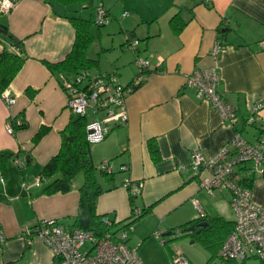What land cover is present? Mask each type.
<instances>
[{"label": "crops", "instance_id": "0c3cea01", "mask_svg": "<svg viewBox=\"0 0 264 264\" xmlns=\"http://www.w3.org/2000/svg\"><path fill=\"white\" fill-rule=\"evenodd\" d=\"M99 4L107 11L108 21L94 47L109 57L101 66L100 57L87 55L97 61L90 67L96 70L94 74H116L120 83L128 84L138 74L136 56L153 54L162 62L159 69L145 72L142 84L126 97L127 123L90 145L94 166L101 169L107 161L109 172L102 170L111 175L109 181L99 180L103 188H111L97 197L96 212L119 228L133 207L142 211L126 241L136 248L142 264H170L173 249H180L190 264H208L217 258V247L206 248L191 235L176 238L171 232L214 218L233 225L231 192L222 189L212 196L206 194L199 178L207 172L197 174L190 155L198 149L207 158L213 157L235 133L249 142L259 136L256 127L245 126L244 117L249 106L264 101V47L260 45L264 0H93L79 7L95 11ZM74 5L79 3L16 0L9 12L0 14V26L22 41L27 55L6 88L16 102L7 106L0 97V151L13 153L5 170H0V232L4 236L0 264H58L39 238L28 244L24 236L43 218L73 227L83 176H76L69 192L46 195V181L40 175L58 153L60 131L72 116L66 92L44 61H61L71 50L75 30L67 17ZM174 15L178 29L170 23ZM126 34L139 40L135 50L126 48ZM217 38L227 46L217 62L222 78L218 90L237 109L233 126L185 85L186 74L212 64L210 49ZM7 44L0 33V52ZM20 119L25 126L7 132L6 123ZM40 129L44 132L38 136ZM150 142L158 149L157 160L151 156ZM138 187L139 192L131 195ZM251 191L254 203L264 207V174L255 175ZM193 199L204 212L203 218ZM221 220L215 234L219 241L232 227ZM156 231L167 243L162 245L155 238ZM187 237L188 244L183 240Z\"/></svg>", "mask_w": 264, "mask_h": 264}, {"label": "built area", "instance_id": "2783aa9c", "mask_svg": "<svg viewBox=\"0 0 264 264\" xmlns=\"http://www.w3.org/2000/svg\"><path fill=\"white\" fill-rule=\"evenodd\" d=\"M15 2L16 0H0V14L9 12ZM126 14L127 12L123 15ZM107 21V11L102 4L97 5L93 22L102 26ZM138 43V39L125 35L126 48L135 50ZM260 45L264 47V40ZM226 49L223 40L217 38L210 49L212 64L206 68L194 69L184 79L185 85L194 90L196 98L211 104L222 121L233 126L238 120L237 109L218 90L222 78L217 62ZM161 62V58H154L153 54L147 57L136 56L134 65L138 74L128 84L120 83L116 74H93L89 69H81L74 74H59L58 81L67 95L68 110L74 115L88 117L91 113L95 116L85 126L86 140L90 145L103 141L113 128L127 123L126 97L142 84L144 73L159 69ZM0 97L7 106L16 102L15 97L6 89L0 93ZM16 123L20 124V121L17 120ZM244 124L257 128L259 136L254 142L235 133L213 157L207 158L198 149L193 150L190 155L194 171L197 174L201 170L207 172L199 178V186L206 194L212 196L215 191L222 189L231 192L230 205L235 213V220L232 230L218 250L220 264L243 262L249 257L264 261V207L254 203L251 189L238 182L237 171L244 164H249L256 174H264V101L247 108ZM5 126L7 132H13L10 121ZM101 169L109 172L107 161L101 163ZM122 169L126 170L127 167L123 166ZM39 181H36V185H39ZM128 184L129 181L125 180V185ZM138 192L139 187L130 194ZM192 203L199 211V216H203L204 212L198 201L193 199ZM141 214L140 209L133 207L130 217L124 223L125 227L116 228L101 237L90 231L64 226L55 219L43 218L35 223L24 239L31 244L32 238H39L58 264H142L136 248L129 247L126 243L132 230L131 220ZM106 222L112 224L107 219ZM171 233L174 236L184 234L181 228H175ZM154 236L164 244L161 232L156 231ZM3 242L4 236L0 232V243ZM170 264H190V261L180 249H173Z\"/></svg>", "mask_w": 264, "mask_h": 264}, {"label": "trees", "instance_id": "16d2710c", "mask_svg": "<svg viewBox=\"0 0 264 264\" xmlns=\"http://www.w3.org/2000/svg\"><path fill=\"white\" fill-rule=\"evenodd\" d=\"M64 1L69 3L77 2L80 7L82 4H87L89 6L90 2V0ZM67 18L75 30V38L71 50L61 61H44L45 66L57 78L59 74H74L81 69H89L97 63L96 60L90 59L87 56V48L92 43V36L89 33V25L92 21L78 16H69ZM177 20V15H174L170 19L171 25L176 29L180 28L175 25ZM2 27L6 31L3 35L6 37L8 44L3 45L0 52V93L9 86L27 58L22 41L9 33L5 26ZM15 43H17L20 48H15ZM19 121L20 124H17L16 120L12 122L14 128H23L25 126L22 119ZM87 122L88 120L86 116L72 114L66 127L60 131V149L58 153L51 157L43 166L40 179L46 181L43 192L46 195H52L69 192L72 189L74 179L77 175L81 174L83 176V181L79 187V201L77 213L73 219V227L90 231L95 236L101 237L105 233L111 232L117 228L116 224H108L104 221V219H107L106 216L99 215L96 212L97 197L102 192L111 188H103L99 180L100 178H103L109 181L111 175L102 169H97L92 162L90 144L86 140L85 126ZM43 132L44 129H40L38 136ZM149 148L152 158L157 160L159 158V153L156 145L150 142ZM12 157V152L8 150L0 151V170H5L7 161ZM237 171L239 173L238 182L241 183L242 186L251 189V184L256 175L254 169L249 164H244ZM201 218H203V216H201ZM136 219L137 218L131 220V223ZM219 220L221 219L214 218L212 220H205V222L208 223V226L201 228L198 233L194 230L187 231L188 226L179 227L184 232V234L180 236L191 235L206 248L213 246L217 247L219 250L223 240L234 226V222L232 225V222L221 220L222 224L229 226L232 225V227L227 235L219 241L215 236L218 232L216 225ZM196 224L197 221L193 222V225ZM125 226L126 224H123L121 227ZM180 236H176V238ZM165 243L167 242L164 240V244Z\"/></svg>", "mask_w": 264, "mask_h": 264}, {"label": "rangeland", "instance_id": "374dc122", "mask_svg": "<svg viewBox=\"0 0 264 264\" xmlns=\"http://www.w3.org/2000/svg\"><path fill=\"white\" fill-rule=\"evenodd\" d=\"M69 14L71 16H78V17H82L84 19H88L90 21H92L89 25V33L92 36V40L93 42L88 46L87 48V55L89 54V56L94 57V58H99L100 57V62H101V66L104 64H107V59L109 57V55L103 53L102 51L99 50V48L94 47V45L96 44V42L99 41V35H100V31L103 30L102 26H97L93 21L95 19V11H93L90 8H80L79 5H74L71 6L69 8ZM94 38V39H93ZM138 46V45H137ZM137 48V47H136ZM97 53H100V55H97ZM136 67V66H135ZM137 68V67H136ZM91 73H95L96 70L90 69ZM93 114L89 113L88 118H90ZM99 115V114H98ZM183 240H185V243H189L190 239L187 238H183ZM177 247V245H174L173 247ZM234 262V261H231ZM247 264H264V261H261L260 259L256 258V257H249L247 258L245 261H243ZM208 264H220V260L218 258H216L214 261L212 262H208ZM229 264V263H227Z\"/></svg>", "mask_w": 264, "mask_h": 264}, {"label": "water", "instance_id": "95a60500", "mask_svg": "<svg viewBox=\"0 0 264 264\" xmlns=\"http://www.w3.org/2000/svg\"><path fill=\"white\" fill-rule=\"evenodd\" d=\"M90 3L92 4L93 0H90ZM5 32H6L5 29L2 26H0V33H5ZM14 47L20 48V46L17 43L14 44ZM104 221H106V219H104ZM206 226H208L207 222H198L196 225L189 226L187 228V231H193L194 230L196 233H198L201 228L206 227Z\"/></svg>", "mask_w": 264, "mask_h": 264}]
</instances>
